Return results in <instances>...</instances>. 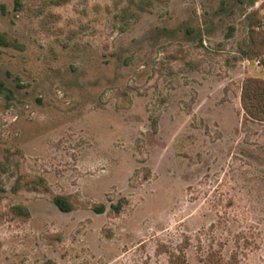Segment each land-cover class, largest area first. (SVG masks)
<instances>
[{"label":"rangeland","instance_id":"rangeland-1","mask_svg":"<svg viewBox=\"0 0 264 264\" xmlns=\"http://www.w3.org/2000/svg\"><path fill=\"white\" fill-rule=\"evenodd\" d=\"M255 12L264 32V0H0V264H264V123L240 101L264 78L240 51ZM51 193L129 204L66 214Z\"/></svg>","mask_w":264,"mask_h":264},{"label":"trees","instance_id":"trees-1","mask_svg":"<svg viewBox=\"0 0 264 264\" xmlns=\"http://www.w3.org/2000/svg\"><path fill=\"white\" fill-rule=\"evenodd\" d=\"M257 12L253 13L254 20L249 24L248 43L245 49H240L241 53L248 59H261L264 63V32H258L257 26L262 22L255 21ZM233 30V29H232ZM5 37L0 34V43H4ZM3 94L7 100L14 99V91L5 83L0 82V95ZM240 101L242 109L245 113L246 120L264 123V78L263 77H248L244 80L241 91ZM158 126V118L152 121L153 130L156 131ZM150 172V171H149ZM21 180V181H20ZM25 182V183H24ZM40 192H51L46 180L38 178L31 180L28 177H21L16 182V188L26 187ZM51 201L62 213H72L80 208H92L97 214L108 212L111 218L120 217L126 210L129 200L126 197L120 198L116 203H112L108 210L107 205L103 203H93L90 200L84 199L81 194L64 195L51 193ZM9 214L15 220L28 221L31 218V213L24 205H14L9 209ZM104 233L108 237H113L112 231L104 229ZM240 241V238H239ZM168 252L170 255V264H187L186 256L181 251L178 255L175 250H168L167 247L162 246L159 253ZM218 252L213 251L206 264H223V259ZM238 264V262H237Z\"/></svg>","mask_w":264,"mask_h":264},{"label":"built area","instance_id":"built-area-1","mask_svg":"<svg viewBox=\"0 0 264 264\" xmlns=\"http://www.w3.org/2000/svg\"><path fill=\"white\" fill-rule=\"evenodd\" d=\"M254 63H255L257 66H261V65L263 64L261 59H257Z\"/></svg>","mask_w":264,"mask_h":264}]
</instances>
